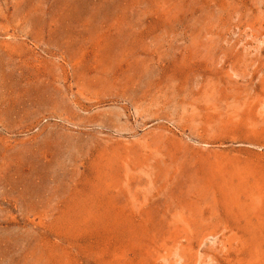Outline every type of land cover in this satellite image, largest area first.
Instances as JSON below:
<instances>
[{
	"label": "rangeland",
	"instance_id": "1",
	"mask_svg": "<svg viewBox=\"0 0 264 264\" xmlns=\"http://www.w3.org/2000/svg\"><path fill=\"white\" fill-rule=\"evenodd\" d=\"M0 264H264V0H0Z\"/></svg>",
	"mask_w": 264,
	"mask_h": 264
}]
</instances>
